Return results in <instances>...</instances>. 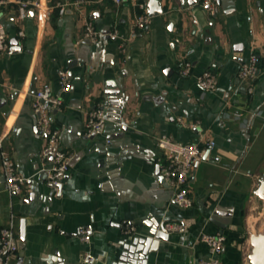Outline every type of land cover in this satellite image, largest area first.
<instances>
[{
	"label": "crops",
	"instance_id": "1",
	"mask_svg": "<svg viewBox=\"0 0 264 264\" xmlns=\"http://www.w3.org/2000/svg\"><path fill=\"white\" fill-rule=\"evenodd\" d=\"M204 1L0 0L9 44L0 55L1 146L27 180L11 196L0 157V230L13 221L22 243L11 264H113L124 243L153 239L166 222L185 229L145 247L147 264H201L210 258L201 236L218 233L226 237L224 264H250V205L264 173V0H220L216 16ZM20 2L30 4L22 21ZM141 3L162 14L135 29ZM59 5L66 8L62 16ZM87 21L100 34L95 44L84 37ZM252 54L259 75L248 95L239 73ZM186 62L188 77L181 75ZM61 70L71 71L69 93L62 92ZM205 71L217 77L214 91L197 85ZM44 84L63 102L51 111L52 127L76 157L61 192L46 182L48 138L33 112ZM98 103L108 107L106 132L87 138L88 113ZM239 109L242 119L234 117ZM160 136L215 143L193 172L190 209L172 203L157 174L164 164Z\"/></svg>",
	"mask_w": 264,
	"mask_h": 264
},
{
	"label": "built area",
	"instance_id": "2",
	"mask_svg": "<svg viewBox=\"0 0 264 264\" xmlns=\"http://www.w3.org/2000/svg\"><path fill=\"white\" fill-rule=\"evenodd\" d=\"M117 5H121L124 0H113ZM81 2H76L73 5L80 6ZM1 5V3H0ZM28 2H20L19 20L22 21L27 17ZM38 7V4L33 3ZM211 16H216L220 9V0H205L202 5ZM141 11L134 19L133 27L143 28L149 25L152 17L149 15L148 5L141 3L137 5ZM66 12L63 5H59V14L62 16ZM24 36V33H20ZM112 38H117V32L109 34ZM99 32L94 27L93 23L87 21L84 28V37L91 43L95 44L99 39ZM9 48L7 33L4 25L0 21V55H4ZM122 48H124L122 46ZM259 59L252 54L248 61L243 64L239 77L249 83L247 94L251 95L254 92L252 82L259 75ZM192 65L186 62L183 65L181 75L188 77L191 75ZM62 92L69 93L72 90V74L70 70H61L59 72ZM217 77L210 71H205L197 78V85L203 92L214 91L217 87ZM63 105L61 99L53 95L52 87L49 84H44L35 94L33 102V112L37 117V128L44 136L48 138V144L42 152V156L52 160V165L45 173L46 182L52 186L62 185L71 166L76 161V157L69 151L64 150L60 144L59 131L52 127L51 111L60 109ZM236 119L244 118L243 110L239 109L234 112ZM108 107L105 103H98L94 109L88 113L87 122L85 125V135L87 138L95 136H103L108 125ZM2 138L0 137V157L3 176L7 192L13 195H20L26 185L27 180L22 177L16 167V163L2 150ZM108 145L112 144V140H106ZM157 148L160 150L164 164L160 165V174L164 178L168 188L172 191L171 201L180 209L187 210L193 207L194 200L191 196L190 181L196 166L204 159L208 150H211L215 143L208 141L203 144L177 143L168 136H160L156 139ZM163 231L173 234L181 232L185 229L184 223L166 222L161 228ZM82 239L89 240L88 232L81 231ZM200 241L207 245L210 258L202 261L201 264H224L222 254L225 249L226 237L221 234H204ZM20 249V240L16 232V225L12 221L7 227L0 230V264H11L13 258ZM92 259L89 257L86 262L90 263Z\"/></svg>",
	"mask_w": 264,
	"mask_h": 264
},
{
	"label": "water",
	"instance_id": "3",
	"mask_svg": "<svg viewBox=\"0 0 264 264\" xmlns=\"http://www.w3.org/2000/svg\"><path fill=\"white\" fill-rule=\"evenodd\" d=\"M153 4V3H152ZM149 15L151 17H156L162 14V10H160L159 6L152 8L149 4ZM152 8V9H151ZM108 95H114L113 92L107 93ZM252 120L249 122L247 126V130H249ZM246 130V131H247ZM209 156V152H207L204 156V161L207 160ZM157 174L161 178L162 182L165 183L164 178L160 174V168H157ZM166 184V183H165ZM52 189L58 190L61 192L62 185L59 186H52L49 185ZM167 186V184H166ZM255 195L258 199L264 201V180L260 182L259 187L255 191ZM34 197V196H33ZM21 235H22V242L25 239V221L21 224ZM151 235L154 237L148 239H141L135 238L132 243H124L123 245V252L117 262L113 264H147V254L145 251V247H147L150 243L159 242V240H166L169 237V233L165 231L158 232L153 230ZM251 243V253L249 255L250 264H264V230L258 234H253L250 237ZM22 243L20 242V246Z\"/></svg>",
	"mask_w": 264,
	"mask_h": 264
},
{
	"label": "rangeland",
	"instance_id": "4",
	"mask_svg": "<svg viewBox=\"0 0 264 264\" xmlns=\"http://www.w3.org/2000/svg\"><path fill=\"white\" fill-rule=\"evenodd\" d=\"M264 180V173L261 174L258 187L260 182ZM250 209H252L251 214V225L253 234H258L264 230V202L259 200L258 198L250 205Z\"/></svg>",
	"mask_w": 264,
	"mask_h": 264
},
{
	"label": "bare ground",
	"instance_id": "5",
	"mask_svg": "<svg viewBox=\"0 0 264 264\" xmlns=\"http://www.w3.org/2000/svg\"><path fill=\"white\" fill-rule=\"evenodd\" d=\"M264 228V227H263Z\"/></svg>",
	"mask_w": 264,
	"mask_h": 264
}]
</instances>
